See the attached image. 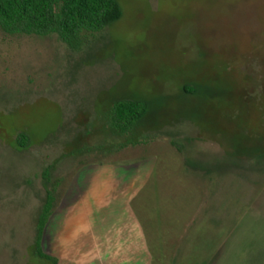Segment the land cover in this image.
Here are the masks:
<instances>
[{"label": "rangeland", "instance_id": "1", "mask_svg": "<svg viewBox=\"0 0 264 264\" xmlns=\"http://www.w3.org/2000/svg\"><path fill=\"white\" fill-rule=\"evenodd\" d=\"M118 3L78 49L0 30V264H51L32 254L44 176L59 208L79 166L107 159L153 161L131 204L153 264H264V156L239 154L264 148V0ZM127 98L145 123L101 148Z\"/></svg>", "mask_w": 264, "mask_h": 264}, {"label": "crops", "instance_id": "2", "mask_svg": "<svg viewBox=\"0 0 264 264\" xmlns=\"http://www.w3.org/2000/svg\"><path fill=\"white\" fill-rule=\"evenodd\" d=\"M152 169L153 161L142 159L80 165L65 195L71 201L75 192L77 217L70 219L67 201L55 207L44 230L43 250L57 264H153L145 230L131 206Z\"/></svg>", "mask_w": 264, "mask_h": 264}, {"label": "trees", "instance_id": "3", "mask_svg": "<svg viewBox=\"0 0 264 264\" xmlns=\"http://www.w3.org/2000/svg\"><path fill=\"white\" fill-rule=\"evenodd\" d=\"M121 14L118 0H0V30L7 34H56L67 47L78 49L88 35L108 27ZM148 110L149 103L138 99L127 98L111 103L106 116L109 126L104 117L101 119V148H107V140L112 144V137L116 135L124 137L128 132L139 131ZM239 154L242 158H256L264 156V148L245 145ZM223 163L222 167H225V160ZM44 178L46 194L35 220L32 254L39 261L57 264V258L47 254L42 247L45 226L55 208Z\"/></svg>", "mask_w": 264, "mask_h": 264}]
</instances>
